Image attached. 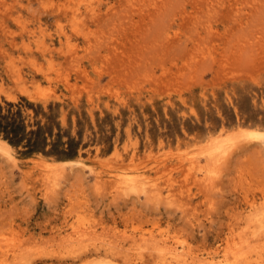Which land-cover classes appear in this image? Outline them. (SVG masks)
Returning a JSON list of instances; mask_svg holds the SVG:
<instances>
[{
    "label": "rangeland",
    "instance_id": "374dc122",
    "mask_svg": "<svg viewBox=\"0 0 264 264\" xmlns=\"http://www.w3.org/2000/svg\"><path fill=\"white\" fill-rule=\"evenodd\" d=\"M251 129L264 132V0H0V264H171L161 236L190 263L222 259L230 227L264 212Z\"/></svg>",
    "mask_w": 264,
    "mask_h": 264
},
{
    "label": "bare ground",
    "instance_id": "6f19581e",
    "mask_svg": "<svg viewBox=\"0 0 264 264\" xmlns=\"http://www.w3.org/2000/svg\"><path fill=\"white\" fill-rule=\"evenodd\" d=\"M90 2V1H89ZM2 5V4H1ZM28 10V9H27ZM95 11V10H94ZM47 13V12H46ZM75 14H76V12H75ZM96 15V14H95ZM28 19V18H27ZM75 18H73V20H74ZM105 19V18H104ZM71 23H69V25H70ZM76 25V24H75ZM33 31V30H32ZM79 32V31H78ZM83 33V32H82ZM99 38V37H98ZM101 38V37H100ZM62 41V40H61ZM92 49V48H91ZM62 50V49H61ZM90 50V49H89ZM94 50V49H93ZM95 51V50H94ZM43 67V66H42ZM241 135V134H240ZM242 135L245 137V138H247L246 136H248V138L249 139H251V137H254V139L256 140V138H257V140H259L258 138L260 137L259 135H261V136H264V132L263 131H260V130H256V129H251V130H249V131H247L246 133H242ZM239 136V135H238ZM240 137V136H239ZM236 139V138H235ZM238 139V138H237ZM239 139H243L242 137H240ZM262 139V138H261ZM221 140V139H220ZM227 140H230V142L232 141L231 140V138H227L226 139V141ZM234 140V139H233ZM244 140V139H243ZM253 140V139H252ZM216 141H217V139H216ZM224 141V140H223ZM226 141H224V142H226ZM237 141V140H236ZM242 141V140H241ZM261 141V140H260ZM213 142V141H212ZM212 142H210V144H211V146L212 145H217L216 143H215V141H214V143L215 144H213ZM220 142V141H219ZM218 142V143H219ZM221 144H222V142H220ZM232 143V142H231ZM226 144L227 143H225L224 145L226 146ZM237 145L235 142H233V145ZM228 145H230V144H228ZM226 146L227 147V149H224L223 150V148L221 147V149H222V151H221V149L219 150V152H217V153H219L220 155H221V157H225V154L227 153V151L228 150H230L231 149V145H230V147L229 146ZM1 146V145H0ZM211 146H210V148H211ZM238 146V145H237ZM217 146H213V148H216ZM235 147V146H234ZM232 148V150L231 151H233V152H231L232 154H234V152L236 151V150H233V149H235V148ZM220 148V147H219ZM218 148V149H219ZM229 148V149H228ZM0 149H1V147H0ZM3 149V148H2ZM207 150V149H206ZM210 150V149H209ZM204 151V150H203ZM205 152V151H204ZM207 152L209 153L210 151H208L207 150ZM229 152V151H228ZM8 153V152H7ZM201 154L203 153L202 151L200 152ZM216 153V154H217ZM231 153H229V155L231 154ZM197 154V153H196ZM9 155V154H8ZM208 155V154H207ZM206 155V158H208V156ZM212 155V156H211ZM213 155H215V153L213 152V153H211L210 154V157H211V159H212V161H215V169H214V171H213V177H215V176H217V175H215V174H217L218 173V171L217 170H220V173H221V171H223V169L221 170V168L225 165L224 163H226L224 160V163H223V161H221L223 164H219V162H220V158H214V156ZM231 156L232 155H230V158H231ZM183 158H184V156H183ZM194 158V157H193ZM213 158H214V160H213ZM225 158H229V157H225ZM229 158V159H230ZM187 159V158H186ZM196 159H198V158H196ZM210 159V160H211ZM206 160V159H205ZM185 161V160H184ZM200 161V160H199ZM207 161V160H206ZM209 161V160H208ZM228 161V160H227ZM66 163V162H65ZM199 163V162H198ZM213 163V165H214V162H212ZM210 164V163H209ZM46 165H48V164H46ZM189 165V167H190V164H188ZM201 165V164H200ZM211 165V164H210ZM218 165H221V168L219 169L218 168ZM191 166H192V170L195 168H201V167H198V165H197V160H192L191 161ZM204 166V165H203ZM89 167V166H88ZM158 167V166H157ZM187 168L188 169V172H189V169L191 168ZM212 168H214L213 166H211ZM209 169V168H208ZM164 170V169H163ZM202 170V169H201ZM207 170V169H206ZM161 171V170H160ZM167 171V170H166ZM165 171V172H166ZM190 171H191V169H190ZM163 172V171H162ZM164 172V173H165ZM197 172H195L194 174H196ZM199 173V172H198ZM159 174V173H158ZM193 174V173H192ZM208 175H209V173H207ZM206 174V175H207ZM219 174V173H218ZM187 175H189V174H187ZM197 175V174H196ZM207 175V177H209ZM201 176V175H200ZM203 177V176H202ZM204 177H205V175H204ZM211 177V176H210ZM210 177H209V180H210ZM213 177H211V178H213ZM197 178V177H196ZM195 179V178H194ZM201 179V178H200ZM203 179H205V178H202V180ZM214 179V178H213ZM212 180V179H211ZM169 181V180H168ZM204 181V180H203ZM207 181V180H206ZM213 181V180H212ZM117 182V181H116ZM198 182H199V179H198ZM208 182V181H207ZM125 183H126V185L129 187V188H131L132 190L134 189H136L137 191H138V188H139V186H141V184L143 183V186H144V188H145V192H146V190L147 191H153V190H156V188L155 187H153V185L155 184H153L152 186H150V187H147L150 183H149V181H145L144 180V182H143V179H142V182L139 180V177H134V176H130V177H128V178H126L125 179ZM170 183V182H169ZM210 183V182H209ZM212 183V182H211ZM210 183V184H211ZM201 184V183H200ZM207 184V183H206ZM214 184H216V181L214 182ZM214 184H213V186H214ZM164 185V184H163ZM204 185V184H203ZM212 185V184H211ZM210 186V185H209ZM216 186V185H215ZM115 187L116 188H118L117 186H116V184H115ZM114 187V188H115ZM160 187V186H159ZM206 187V186H205ZM212 187V186H211ZM208 188V187H207ZM210 188V187H209ZM213 188V187H212ZM119 189V188H118ZM122 189H124V188H122ZM128 189V188H127ZM127 189H125V190H127ZM130 190V189H129ZM128 190V191H129ZM133 190V191H134ZM118 191V190H117ZM127 191V192H128ZM136 191V192H137ZM140 191L142 192V190H141V188H140ZM157 192H160V190L159 189H157L156 190ZM181 192V191H180ZM139 193V192H138ZM153 193V192H152ZM151 193V194H152ZM155 193V192H154ZM170 193V192H169ZM182 193V192H181ZM141 194H143V192L141 193ZM157 194V193H156ZM156 194L153 196L154 198H156L157 196H156ZM145 195H147V193H145ZM159 195V194H158ZM156 196V197H155ZM161 196V195H160ZM169 196V195H168ZM145 197V196H144ZM170 197V196H169ZM160 198H162V197H160ZM168 199V198H167ZM170 199V202L168 201H166L167 203H172V199L171 198H169ZM156 200H158V202H160V200L161 199H157L156 198ZM163 200V199H162ZM161 200V201H162ZM164 200H165V198H164ZM163 200V201H164ZM184 201V200H183ZM210 201V200H209ZM186 202V201H185ZM175 203V205L177 204V202L175 201L174 202ZM174 203H172V204H174ZM185 204H187V203H185ZM182 205V206H181ZM188 205H190V204H187V206ZM179 206H181V207H183V206H185L184 204H180ZM180 207V208H181ZM185 208H186V206H185ZM187 209V208H186ZM261 210V209H260ZM256 212V211H255ZM255 212H253V215H248V218H249V220L248 221H250V224H249V229H248V226H246V229L248 230L247 232L249 233V235H248V233L245 231V233H243V231L240 233L239 231H238V234H236L237 233V231H235L236 230V228H235V230H233V229H231V227H230V232L228 233V236H226V239H225V241H226V246L225 245H223V246H225V248L223 249V251H219L218 249L214 252V257H216L217 258V256L222 252H224V250H225V255H224V257L222 258V259H220L221 257H219L218 259H220V260H217L216 258H214V259H216V260H214V261H210V263L209 264H252L253 263V261H252V259H253V255H252V252H254V251H252L253 250V248H254V246H253V248L251 249V251H249L250 249H246V247L248 248V247H252V245L254 244L255 245V243L259 246V249H261V248H264V212L261 210V212L259 211V212H256L257 213V215H255L256 213ZM260 213V214H259ZM247 223H249V222H247ZM255 224V227H253V229H254V231L252 232V228H250L252 225H254ZM234 227V226H233ZM239 228H241V227H239ZM238 229V228H237ZM250 230V231H249ZM234 231H235V233H234ZM86 231H84V232H82V234H84ZM252 232V233H251ZM240 233V234H239ZM81 234V235H82ZM161 234V233H160ZM243 234H247V236H250V234L252 235L251 237H253V238H255L256 239V241L258 240V241H260V243L257 241H255V242H253V243H249V239L247 238V236H245V235H243ZM86 235V234H85ZM153 235V234H152ZM152 235H150V236H152ZM167 235V234H166ZM142 236V235H141ZM140 236V237H141ZM155 236V234L152 236V237H154ZM169 236V235H168ZM91 237V236H90ZM139 237V239H141ZM152 237H151V239H150V237H148V239H150L151 240V243L150 244H152V243H154L153 241H155L154 239H152ZM156 237H158V235L156 236ZM155 237V238H156ZM160 237V236H159ZM81 238V237H80ZM131 238V237H130ZM130 238H129V240H130ZM143 238V237H142ZM161 238L162 239H160V240H158V241H155V243H154V251L156 250V248L159 250V251H157L158 252V254H159V252H161L160 254H161V258H162V260H164L165 262H171V261H169V260H172L173 259V261L174 262H176L177 264H187V262H188V260L186 259V257H185V255H183V251L185 250V247H182V251H181V248H180V246H179V242H174V244H172V242L171 243H169V241H170V239H168V237H165V239L163 238V236H161ZM170 238V237H169ZM7 239V238H6ZM5 239V240H6ZM76 239H78V237L76 238ZM75 239V240H76ZM82 239V238H81ZM86 239V238H85ZM125 239H127V238H125ZM138 239V238H137ZM138 239V240H139ZM173 241L175 240L173 237L171 238ZM178 239V238H177ZM10 240V239H9ZM9 240H7V241H9ZM79 240L80 239H78V242H77V240L75 241L76 243H79ZM145 240V239H144ZM153 240V241H152ZM262 240V241H261ZM115 241H117V240H115ZM125 241H127V240H125ZM131 241V240H130ZM129 241V242H130ZM176 241V240H175ZM180 241V240H179ZM185 241V240H184ZM183 240H182V244H183V242H184ZM13 242V241H12ZM129 242H128V244H129ZM139 242H141L140 244H142L143 242L145 243V241H139ZM146 242H148V241H146ZM14 243H15V241H14ZM14 243H13V245H14ZM85 243V242H84ZM104 243H105V241H104ZM131 243V242H130ZM143 243V244H144ZM162 243V244H161ZM248 243H249V245H248ZM4 244L6 245V242H4ZM17 242L15 243V246H16V248L17 247H19V245H20V243H19V245L17 244ZM81 244H82V242H81ZM103 244V243H102ZM108 244H110L111 245V242H108ZM124 244V243H123ZM186 244V243H185ZM22 245V244H21ZM20 245V246H21ZM79 245H80V243H79ZM113 245V244H112ZM133 244L131 243V246H132ZM145 245H147L146 243H145ZM23 246V245H22ZM21 246V247H22ZM65 245H63L62 247H64ZM76 246H78V245H76ZM129 246V245H128ZM130 246V247H131ZM144 246V245H143ZM142 246V247H143ZM7 247V246H6ZM5 246H4V248H6ZM66 247V246H65ZM64 247V248H65ZM105 247H106V245H105ZM146 247V246H145ZM144 247V248H145ZM148 247V246H147ZM156 247V248H155ZM0 248H1V250H3L2 249V245L0 246ZM12 247H10V245H9V249H11ZM61 248V247H60ZM126 248H127V246H126ZM134 248V247H133ZM219 248V247H218ZM258 248V247H257ZM19 249V248H18ZM17 249V253H20V249L18 250ZM22 249H23V247H22ZM111 249V248H110ZM128 249V251H131V249L130 248H127ZM130 249V250H129ZM188 249V248H187ZM191 250H192V248H190ZM189 249V250H190ZM23 250H25V249H23ZM66 250H67V247H66ZM138 250H139V248H138ZM143 250V249H142ZM145 250H149V251H151L150 250V248L149 249H146L145 248ZM164 250V251H163ZM9 251V250H8ZM19 251V252H18ZM22 251V250H21ZM26 251V250H25ZM65 251V250H64ZM166 251H168V254H169V257H168V255H167V253H166ZM181 251V252H180ZM186 251V250H185ZM193 251V250H192ZM256 251H257V249H256ZM255 251V252H256ZM10 252V251H9ZM11 252H12V249H11ZM23 252V251H22ZM21 252V254L19 255V254H15V255H19V257L21 256V255H23V253ZM60 252V251H59ZM140 252V251H139ZM258 252V251H257ZM260 253L261 252H264V249L262 250L261 249V251H259ZM61 253V252H60ZM66 253H67V251H66ZM141 253V252H140ZM13 254V253H12ZM25 254V253H24ZM27 254V253H26ZM186 254V256L188 255V253H185ZM211 254H213L212 252H211ZM141 255H143V252H142V254ZM258 255V254H257ZM256 255V256H257ZM261 255V254H260ZM3 256H5V255H3ZM2 256V257H3ZM13 256V255H12ZM24 256V255H23ZM191 256V255H190ZM167 257V258H166ZM195 257V256H194ZM259 257V256H258ZM257 257V258H258ZM262 257V256H261ZM260 257V258H261ZM168 258H169V260H168ZM172 258V259H171ZM212 258V257H211ZM192 259V258H191ZM195 259L196 258H193L192 260H189V261H191V263L190 262H188L189 264H199V263H196L195 262ZM203 259V258H202ZM206 259V258H205ZM256 259V258H255ZM259 259V258H258ZM162 260H160L162 263H165L164 261H162ZM201 260V259H200ZM200 260H197V261H200ZM211 260H213V259H211ZM254 260V259H253ZM257 260V259H256ZM260 260V259H259ZM260 261H262L261 263L263 264L264 263V258H262ZM260 261H259V263H260ZM167 262V263H168ZM171 263V264H175V263ZM203 262V261H202ZM202 262H201V264H202ZM256 262V261H255ZM166 264V263H165ZM205 264H208V263H205ZM255 264H258V262H256Z\"/></svg>",
    "mask_w": 264,
    "mask_h": 264
}]
</instances>
